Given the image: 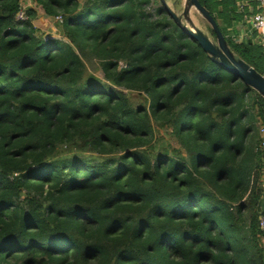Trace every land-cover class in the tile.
Wrapping results in <instances>:
<instances>
[{
  "label": "trees",
  "instance_id": "trees-1",
  "mask_svg": "<svg viewBox=\"0 0 264 264\" xmlns=\"http://www.w3.org/2000/svg\"><path fill=\"white\" fill-rule=\"evenodd\" d=\"M36 1L61 37L0 0V264H264V98L161 0Z\"/></svg>",
  "mask_w": 264,
  "mask_h": 264
},
{
  "label": "water",
  "instance_id": "water-1",
  "mask_svg": "<svg viewBox=\"0 0 264 264\" xmlns=\"http://www.w3.org/2000/svg\"><path fill=\"white\" fill-rule=\"evenodd\" d=\"M161 1L176 23L190 37L196 39L216 63L240 77L248 87L264 98V74L234 51L206 3H201L200 0H184L183 12L178 13L170 7L167 0ZM192 8H195L210 24L214 35H210L194 22Z\"/></svg>",
  "mask_w": 264,
  "mask_h": 264
},
{
  "label": "rangeland",
  "instance_id": "rangeland-1",
  "mask_svg": "<svg viewBox=\"0 0 264 264\" xmlns=\"http://www.w3.org/2000/svg\"><path fill=\"white\" fill-rule=\"evenodd\" d=\"M21 1H22L21 2L22 5L25 8L34 7V9L36 10L34 22L42 33H44L46 36H51V37L52 36L53 37H61L62 36L61 23L57 20L56 15L47 14L45 12V10L43 9V7L39 3H37L36 0H21ZM167 1H168V4L170 5V7H172V9H174L176 12H178V13L183 12L184 0H167ZM249 3L252 7H254L255 12L259 11V3L257 2V0H250ZM158 4L159 3H155V6H153V10H155V7L158 6ZM236 12H237V17L239 20L244 19V18L251 15V11L248 7H246L245 11H241L240 9H238ZM192 18L198 26H200L201 28L206 30V32L210 33V35L212 34L210 24L205 20V18L195 8H192ZM221 22H222V20H221ZM239 22H241V20ZM237 24L238 23L234 24L233 26L227 27L226 30H224L223 25L221 26L222 31L224 32V34L226 35L227 38H229V37L232 38L231 36H235V37L239 38V36L237 35L238 31L239 32H247L248 31V23L240 24L239 29L237 27ZM258 33L255 34L257 37L259 36ZM240 40H242V38H239L236 40H235V38H233L232 42H241ZM120 64L124 65L123 62H121ZM87 66H88L90 72L93 75H95L96 78L103 79L104 72H103V69H102V67H101V65L97 59H92V60L87 61ZM130 95L137 96V92L131 91ZM133 99L138 100L137 97H133ZM258 126H259V131L261 133V127L264 126L263 121H260L258 123ZM260 216H261V214L258 216V220H260Z\"/></svg>",
  "mask_w": 264,
  "mask_h": 264
},
{
  "label": "crops",
  "instance_id": "crops-1",
  "mask_svg": "<svg viewBox=\"0 0 264 264\" xmlns=\"http://www.w3.org/2000/svg\"><path fill=\"white\" fill-rule=\"evenodd\" d=\"M249 1L250 0H238V2L236 3V9L238 10V9H240L241 11H245V9H246V7H248L249 9H250V11H251V15L250 16H248V17H246V18H244V19H240L241 20V22H239L240 20H238V21H236L234 24H236V23H238L237 24V27H238V29H239V25L240 24H243V23H248V31L247 32H239L238 30V32H237V35L239 36V38H242V40H240L241 42L243 41V42H247V41H249V40H251V41H253L254 43H257V44H259V45H261L262 47H263V49H264V43H263V41H262V39H261V36L259 35L258 37L255 35L256 33H258L254 28H253V26H252V22H251V20H252V17H253V15L255 14V13H257V12H255V9H254V7H252L251 5H250V3H249ZM257 2L259 3V11H260V9H261V5H260V1L259 0H257ZM234 24H232V26L234 25ZM247 34V35H246ZM259 34V33H258ZM232 38H230L229 37V39H233V38H235V40L236 39H239V38H237V37H235V36H231ZM245 37V38H244ZM264 123V122H263ZM262 137V136H261ZM263 180H264V175H263ZM264 183V182H263Z\"/></svg>",
  "mask_w": 264,
  "mask_h": 264
},
{
  "label": "built area",
  "instance_id": "built-area-1",
  "mask_svg": "<svg viewBox=\"0 0 264 264\" xmlns=\"http://www.w3.org/2000/svg\"><path fill=\"white\" fill-rule=\"evenodd\" d=\"M259 1H260L261 9L260 11H258L253 15L251 22L253 28L259 32V35L261 36V39L264 43V0H259ZM24 9L25 8L21 9L18 15V19L20 20L28 19V15ZM58 19L62 22L61 16H58ZM261 136H262V141L260 145L262 148H264V126L261 127ZM259 225L264 235V213L261 214L260 216Z\"/></svg>",
  "mask_w": 264,
  "mask_h": 264
}]
</instances>
